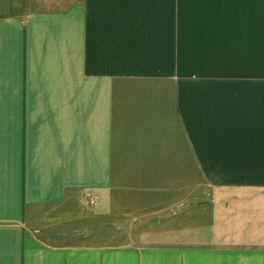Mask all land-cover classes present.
<instances>
[{
  "label": "crops",
  "instance_id": "0c3cea01",
  "mask_svg": "<svg viewBox=\"0 0 264 264\" xmlns=\"http://www.w3.org/2000/svg\"><path fill=\"white\" fill-rule=\"evenodd\" d=\"M263 26L264 0H0V264H264V79L195 67L264 59ZM90 201L129 241L68 244Z\"/></svg>",
  "mask_w": 264,
  "mask_h": 264
},
{
  "label": "rangeland",
  "instance_id": "374dc122",
  "mask_svg": "<svg viewBox=\"0 0 264 264\" xmlns=\"http://www.w3.org/2000/svg\"><path fill=\"white\" fill-rule=\"evenodd\" d=\"M243 34H241V39L244 42V45L241 47L242 50L245 49V45L250 44V41L254 42V39L256 38L257 48H254L257 52H264V26L263 27H257V28H244ZM230 37V34L227 35V38ZM240 35L237 33V40ZM253 39V40H252ZM195 67L201 68L205 71L210 72H227V73H235V72H255L257 75H253L252 78H256L257 80L253 81V83H260L264 79V59H237V58H227V59H217V58H196L195 59ZM216 76V75H215ZM212 76V77H215ZM226 77L231 78H237V77H248L244 75H225ZM197 77V76H196ZM250 82V81H249ZM264 82V81H262ZM252 88H257L252 87ZM251 88V89H252ZM260 88V85H259ZM259 92V90H258ZM87 201H89L88 198H86ZM92 204L91 201L87 204H85L86 211H89V214H86L85 219L82 220V223L77 226H72L71 223H68L67 228V239L68 244L77 243L76 245L81 243V246L83 247H92L96 244L99 245H106V244H123L126 241H129V239L132 236L124 235L122 232L128 230L124 228H119V226H116L113 229H107L106 224L108 223L106 221L107 217H91L90 214H92ZM201 206V203H198L196 200V209L197 207ZM99 218V219H98ZM115 219V221H119L122 226L123 223L127 220L124 218ZM130 220V219H129ZM127 220V221H129ZM75 229V230H74ZM76 231V232H75ZM119 232L118 234H114L116 232ZM81 232V233H80Z\"/></svg>",
  "mask_w": 264,
  "mask_h": 264
}]
</instances>
